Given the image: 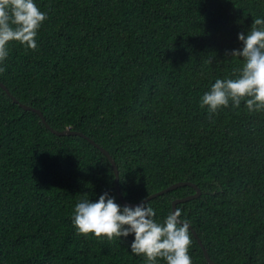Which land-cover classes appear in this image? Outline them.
Wrapping results in <instances>:
<instances>
[{"label": "trees", "instance_id": "16d2710c", "mask_svg": "<svg viewBox=\"0 0 264 264\" xmlns=\"http://www.w3.org/2000/svg\"><path fill=\"white\" fill-rule=\"evenodd\" d=\"M47 19L36 50L10 42L0 73V264H146L133 235H78L75 205L105 193L125 207L188 182L180 203L215 264H264V111L200 107L236 78L264 0H34ZM211 59L212 62L208 63ZM235 70V76L233 72ZM190 186L145 204L162 223ZM192 264H208L190 231ZM156 264H166L158 259Z\"/></svg>", "mask_w": 264, "mask_h": 264}, {"label": "clouds", "instance_id": "9594fccd", "mask_svg": "<svg viewBox=\"0 0 264 264\" xmlns=\"http://www.w3.org/2000/svg\"><path fill=\"white\" fill-rule=\"evenodd\" d=\"M47 13L42 12L34 0H0V62L9 55V43L17 42L29 50H36V36ZM242 49L230 55L243 58L244 64L236 78L216 79L210 90L200 100L209 117L228 108H239L242 101L250 113L264 111V19L253 21L245 35L238 34ZM212 60L209 59L208 63ZM0 67V73L5 72ZM235 76V70L233 72ZM181 209L176 208L162 223L154 219L156 213L148 204L121 207L107 193L96 202L82 199L75 205L73 224L78 235H94L98 240H120L129 235L134 239L130 251L146 259V264H156L158 259L166 264H192L189 249L192 245L190 225L181 219Z\"/></svg>", "mask_w": 264, "mask_h": 264}, {"label": "water", "instance_id": "95a60500", "mask_svg": "<svg viewBox=\"0 0 264 264\" xmlns=\"http://www.w3.org/2000/svg\"><path fill=\"white\" fill-rule=\"evenodd\" d=\"M0 88L3 89V90L5 91V93H6V94L12 99V101H13L14 103H16L20 108H22V109L25 110V111H29V112H33V113L37 114V115L39 116L41 122H42L43 125L45 126V128H46L48 131H50L52 134H54V135H56V136H58V137L79 136V137H82V138H84V139H88L86 136H84L83 134H81V133H79V132H75V131H71V130L56 131V130L52 129V128L46 123V121H45V119H44L42 113H41L39 110H36V109H34V108H32V107H29V106H27V105H24V104L19 103L14 97H12V95L10 94V92L8 91V89L6 88V86H5L4 84L0 83ZM90 142L92 143V145H94L97 149L100 150V152H101V153H102V154L108 159V161H109L110 164L112 165L113 172H114V175H115V180H114V182H115V189H116V192H117V194H118V198H119V200L122 202V204H123L124 206L135 207V206H137V205H139V204H141V203H144V204H145L146 202H148V201H150V200H152V199H154V198H156V197H158V196L164 195V194H166V193H168V192H170V191L176 190V189H178V188L186 187V186L193 187V188L195 189V191H196L194 195L188 196V197L183 198V199H178V200H176V201H174V202L172 203V212H174L175 209L177 208V205H178V204H180V203H185V202H188V201H191V200L197 199V198H199L200 195H201L200 190H199L195 185H193L192 183H188V182H179V183L173 184L172 186H170V187H168V188H166V189H164V190H162V191H160V192H158V193H156V194H153L152 196L148 197L147 199H145V200H143V201H141V202H139V203H135V204H133V203H128V202H126V201L122 198V196H121V194H120L119 183H118V181H119V174H118V169H117V167H116V165H115L114 160L112 159V157H111V156H110V155H109V154H108L103 148L99 147V146H98L97 144H95L93 141H90ZM189 230L192 232V234H193L194 237L196 238L198 244L200 245V247H201V249H202V251H203V254H204V257H205L207 263H208V264H215V263L212 262V260L210 259V257H209V255H208L207 251H206L205 248L203 247V245H202L200 239L198 238V236L196 235V233L192 230V227H191V226H190V229H189Z\"/></svg>", "mask_w": 264, "mask_h": 264}]
</instances>
